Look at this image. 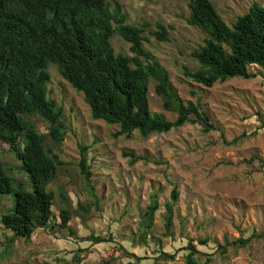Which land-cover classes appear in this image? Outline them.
I'll return each instance as SVG.
<instances>
[{
	"label": "rangeland",
	"instance_id": "374dc122",
	"mask_svg": "<svg viewBox=\"0 0 264 264\" xmlns=\"http://www.w3.org/2000/svg\"><path fill=\"white\" fill-rule=\"evenodd\" d=\"M108 1L119 2L132 24L160 22L168 27V41H158L147 30L145 47L169 71L184 102L201 101L216 129L205 133L201 124L186 123L146 138L137 131L129 138L116 137L119 125L93 119L83 93L75 90L58 67L51 64L50 96L57 101L70 127L63 143L54 149L66 164L58 166L57 177L48 186L57 194L52 221L60 222L63 192L73 211L70 224L75 234L71 236L58 226L40 229L31 241L17 239L5 253V237L10 233L3 228L1 218L12 210L14 197L0 193V264H99L101 259L112 257L114 264H128L120 245L149 257L142 264H186L182 252L168 261L161 257V252H175L186 238L210 237L226 246V240L233 243L264 228V71L254 68L258 77L253 79L232 78L212 87L199 84L183 73V66L191 70L199 67L191 52L205 37L199 28L187 22L189 0ZM211 1L229 24L247 12L254 1L264 6V0ZM112 42L117 53L133 55L130 44L119 35ZM154 85L151 80L152 111L175 120L177 114L164 110ZM32 120L40 131L46 130L48 123L41 117ZM258 128L255 136L233 142ZM80 145L89 146L87 158L100 199V207L93 206L89 212L80 207H88L94 201L79 168ZM124 151L143 159L132 164ZM254 155L259 159L249 163ZM0 161L15 182L30 188L29 177L20 170V162L8 144L0 143ZM175 187L179 198L174 206L173 236L165 237V205L172 201ZM153 195H157L160 207L152 228L155 237L146 246L139 237L141 211ZM91 234L106 238L112 234L116 242L93 244L84 240ZM227 247L223 255L216 251L209 264H264V237H252L244 247ZM213 250V245L206 248L207 252ZM204 261L203 258L202 264Z\"/></svg>",
	"mask_w": 264,
	"mask_h": 264
},
{
	"label": "trees",
	"instance_id": "16d2710c",
	"mask_svg": "<svg viewBox=\"0 0 264 264\" xmlns=\"http://www.w3.org/2000/svg\"><path fill=\"white\" fill-rule=\"evenodd\" d=\"M187 22L205 35L203 43L192 50L198 68L183 66L185 76L206 87L232 78L253 79L258 68L264 71V6L254 1L247 12L227 23L211 0H189ZM148 32L158 41L169 40V29L163 23L145 21L141 25L129 22L122 5L108 0H0V143L10 146L20 162V170L27 174L30 188L15 182L0 161V193L14 197V205L1 218L5 237V253L17 239L31 241L40 229H66L71 236L73 211L68 196L61 193L63 206L60 222L52 221L57 194L48 186L56 179L58 166L66 164L58 153L70 127L63 118L57 101L50 96L48 82L51 64L78 92L83 93L91 109L92 118L119 125L116 137H131L137 131L146 138L161 134L186 123L201 124L205 133L216 129L200 100L184 102L171 81L169 71L145 47ZM119 35L130 44L133 55L117 53L112 38ZM163 101L165 111L177 114L170 120L164 113L153 112L149 98L150 82ZM39 116L48 123L40 131L32 117ZM264 126V125H263ZM261 128V126L259 127ZM243 133L233 142L255 136ZM20 142L22 144H20ZM79 168L90 188L93 203L80 206L89 212L100 207V199L92 182L93 172L87 158L89 146L80 145ZM134 164L143 157L124 151ZM259 159L254 155L249 163ZM264 162V161H263ZM16 183V185H15ZM157 195L141 211L140 238L147 246L154 227V217L160 205ZM172 201L166 203L164 215L165 237L173 236L174 206L179 198L175 187ZM264 237V228L253 231L226 246L210 237L186 238L175 252H161L165 260H174L182 252L186 264H209L214 253L224 254L227 246H246L252 237ZM93 244L116 242L112 234L107 238L93 235L84 239ZM134 240V239H133ZM159 242L161 241L158 239ZM213 245V252H207ZM128 264H142L147 256L119 247ZM160 258V257H159ZM73 262V261H72ZM115 259L103 258L99 264H114Z\"/></svg>",
	"mask_w": 264,
	"mask_h": 264
}]
</instances>
